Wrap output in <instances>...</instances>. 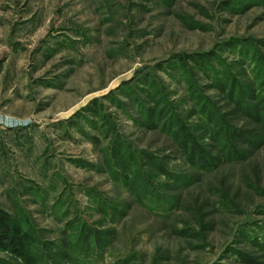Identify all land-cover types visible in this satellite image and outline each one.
<instances>
[{"label": "rangeland", "instance_id": "1", "mask_svg": "<svg viewBox=\"0 0 264 264\" xmlns=\"http://www.w3.org/2000/svg\"><path fill=\"white\" fill-rule=\"evenodd\" d=\"M0 208V264H264V0H0Z\"/></svg>", "mask_w": 264, "mask_h": 264}, {"label": "trees", "instance_id": "2", "mask_svg": "<svg viewBox=\"0 0 264 264\" xmlns=\"http://www.w3.org/2000/svg\"><path fill=\"white\" fill-rule=\"evenodd\" d=\"M214 127H215V132L218 133L222 131L221 130L222 124H219V122L216 123ZM223 135H228V134L223 132ZM235 137H238V139L240 138V140L242 139L243 141H245L244 139L248 141V139L250 138L247 136L246 133H244L241 130L236 131ZM190 150H191L190 157L191 159H193L191 163H194L193 161H195L197 163L195 165H198V166L206 165L207 166V163L209 162L207 159L204 158L203 149H201L199 146L195 147L192 145ZM223 152L225 153L226 158L228 159L239 156L236 153L238 151H235V150L230 151L226 149ZM230 153H233V154H230ZM235 154L237 155L234 156ZM196 156H198V158H196ZM26 235L27 233L23 231L16 223H14L11 220L10 215L5 210L0 208V250L7 251L15 255L16 257H19L25 260L24 257L29 256V250H27V246H26L27 243L25 240Z\"/></svg>", "mask_w": 264, "mask_h": 264}]
</instances>
